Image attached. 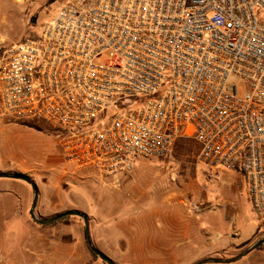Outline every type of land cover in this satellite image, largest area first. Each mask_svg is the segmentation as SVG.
<instances>
[{
	"label": "built area",
	"instance_id": "2783aa9c",
	"mask_svg": "<svg viewBox=\"0 0 264 264\" xmlns=\"http://www.w3.org/2000/svg\"><path fill=\"white\" fill-rule=\"evenodd\" d=\"M259 11L264 0H62L38 35L4 48L0 119L52 123L67 162L108 178L191 135L205 173L239 175L263 222Z\"/></svg>",
	"mask_w": 264,
	"mask_h": 264
},
{
	"label": "rangeland",
	"instance_id": "374dc122",
	"mask_svg": "<svg viewBox=\"0 0 264 264\" xmlns=\"http://www.w3.org/2000/svg\"><path fill=\"white\" fill-rule=\"evenodd\" d=\"M61 1L0 0V56L7 46L38 35L42 26L53 17ZM257 18L264 25V11L257 12ZM168 85L169 81L166 80L161 90L152 97H138L136 99L137 105L157 99ZM99 124L95 120L90 124L89 129L98 127ZM61 135L62 130L54 128L52 123L42 118L26 122L1 118L0 160L5 161L7 165L20 167L19 174L31 179L37 185L38 190L40 189V198L37 200L34 210L37 219H47L67 211H77L83 214L88 220L92 246L114 264L119 263L98 248V244L105 246L102 243L103 237H176L181 236L180 227L182 225L185 231L186 229L189 231L188 237H205L199 233L200 224L211 215L222 212L223 209L219 210V208L224 205L223 202H231L230 213L236 212L238 214V222L242 227L243 224L250 222L255 225L259 223L260 226L264 224L252 212L239 175L235 174L237 177H232V179L235 182L239 179V187L242 188V193L235 190L236 195H234L228 185V188L223 186L225 185L223 184L224 176L234 173L221 168L218 169L217 176L222 179L219 181L217 177L214 178L205 173L202 166L197 162L199 147L191 135L178 139L174 144L172 155L163 162L139 160L133 171L129 173H138L136 182L128 189H120V192H116L115 202L112 200L110 191H98L91 184V181H88L87 185L85 184L86 193L81 194L73 191L76 188L69 183L73 181L71 179L75 175L67 168L71 164L63 156L60 144ZM57 157L61 161L55 163L54 167L52 162H50L51 164L47 163ZM77 171L94 172L102 179L107 178L92 169ZM46 176L49 177L47 178L48 184L42 185L38 177ZM87 177L89 180L90 178L93 179V177ZM205 179L208 180L207 184L210 180L212 183L218 182L214 187L207 188L204 185ZM2 181L17 185L12 190L22 195L23 204L26 206L24 237H82L87 249L85 253L89 259L98 264H106L95 254L96 258L91 255L81 218L66 216L53 225H49L50 223L38 225L30 215L32 195L29 193V188H31L29 184L10 179ZM219 183L223 185H219ZM149 201H157L162 205L166 204L174 212L171 217L164 216L153 219L146 222L145 225L141 219L135 227L139 233H132L131 229H134L135 221L119 215L120 205L128 203L131 207H140ZM166 225L169 226L168 230L165 228ZM172 227L173 231L171 230Z\"/></svg>",
	"mask_w": 264,
	"mask_h": 264
},
{
	"label": "crops",
	"instance_id": "0c3cea01",
	"mask_svg": "<svg viewBox=\"0 0 264 264\" xmlns=\"http://www.w3.org/2000/svg\"><path fill=\"white\" fill-rule=\"evenodd\" d=\"M60 161L61 159L57 157L47 163L51 164L50 162H52L54 167L55 163ZM67 168L75 175L71 179L74 182L69 183L71 186H75L76 189L73 191L81 194L86 193L84 188L88 181H91L98 191H110L113 202L116 200V192L132 186L136 182L138 174L134 172L102 179L94 172L77 171L72 164ZM20 170V167L7 165L5 161L0 160V172L19 173ZM87 176L93 177L94 180L91 178L89 180ZM212 177H217L218 181L221 179L217 175ZM232 177H237V175H225V181H223L225 185L222 183L219 185H223L225 188L230 187V191L234 195H236L235 190L242 193L239 179L235 182ZM38 178L42 185L48 184L47 178L49 177ZM5 179L10 178H0V264H98L89 259L85 253L87 249L82 237H24L26 206L23 204L22 195L12 190L17 185L2 181ZM34 180L36 181V178ZM217 182L212 183L210 180L207 184L208 180L205 179L204 185L207 188H212ZM37 191L39 199L40 189L37 188ZM29 193L32 195L31 188H29ZM223 204V206L219 205V210L223 209L222 212L211 215L200 224L199 233L205 237H188L189 231L187 229L185 231L182 225L180 227L181 236L103 237L102 243L105 246L97 243L99 245L97 247L119 264H196L207 258H234L264 236V224L260 226L259 223L255 225L250 222L243 224L242 227L238 222V214L230 213L231 202H223ZM126 205L125 203L120 205L119 215L135 221L134 229H131V232L135 234L139 233L135 227L141 219L145 225L146 222L153 219L164 216L171 217L174 212L166 204L162 205L157 201L146 202L140 207H131L128 203ZM165 228L168 230L169 226L166 225ZM176 228L175 233L177 234ZM171 230H174L173 227ZM228 235L229 237H227ZM232 264H264V242Z\"/></svg>",
	"mask_w": 264,
	"mask_h": 264
},
{
	"label": "water",
	"instance_id": "95a60500",
	"mask_svg": "<svg viewBox=\"0 0 264 264\" xmlns=\"http://www.w3.org/2000/svg\"><path fill=\"white\" fill-rule=\"evenodd\" d=\"M0 178H10V179H15V180H20L23 182H26L27 184H29V186L31 187L32 190V211H31V218L38 224V225H47L49 223H52L62 217H66V216H76L79 217L83 220L84 223V231H85V238L86 241L88 243V246L90 248V250L99 258L101 259L104 263L106 264H114L109 258H107L106 256H104L101 252H99L97 249H95L92 244H91V240H90V235H89V228H88V220L87 217L84 216L83 214L77 212V211H67L64 212L62 214L47 218V219H37L35 217L34 214V210L37 204V200H38V191H37V187L35 185V183L29 179L28 177L19 174V173H2L0 172ZM264 242V236L259 239L258 241H256L251 247H249L248 249H246L245 251H243L242 253H240L239 255H237L234 258L231 259H218V258H207L204 259L196 264H232L235 263L237 261H239L240 259H242L245 255H247L249 252H251L252 250L256 249L257 247H259L262 243Z\"/></svg>",
	"mask_w": 264,
	"mask_h": 264
},
{
	"label": "trees",
	"instance_id": "16d2710c",
	"mask_svg": "<svg viewBox=\"0 0 264 264\" xmlns=\"http://www.w3.org/2000/svg\"><path fill=\"white\" fill-rule=\"evenodd\" d=\"M61 219H64V218H60V219H58V220H61ZM58 220H56V221H54V222H52V223H50L49 225H53L55 222H57ZM90 253H91V255L94 257V258H96V256L94 255V253L90 250Z\"/></svg>",
	"mask_w": 264,
	"mask_h": 264
}]
</instances>
